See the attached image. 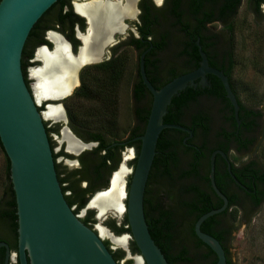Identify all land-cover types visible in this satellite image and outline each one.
<instances>
[{
	"label": "flooded vegetation",
	"instance_id": "af4514ba",
	"mask_svg": "<svg viewBox=\"0 0 264 264\" xmlns=\"http://www.w3.org/2000/svg\"><path fill=\"white\" fill-rule=\"evenodd\" d=\"M88 1L65 0L64 5L57 6L51 21L45 24L40 34L34 38L32 52L25 62L26 77L24 78L29 87L32 88L33 81L30 67L34 68L42 64L41 59H39L40 61L37 59L38 50H54L56 45L55 38L59 44L65 47L66 53L72 57L79 56L81 51H83L84 47L78 54L79 48L83 44L82 38L88 36L86 35L88 28L86 18L88 19V17L77 10L76 4ZM103 1L114 2L116 6L118 4L122 6L126 0ZM242 5H245L252 15L264 16V0H133V15L117 18L116 23L109 30L107 39L100 46L102 59L97 63H112L114 65V74L117 76L127 75L135 78L131 91L135 104L140 107L135 105L134 108V126L124 138L108 140L102 132L93 130L80 131L72 127L63 106L66 122L63 119L57 120L53 118H46L48 122L44 121L61 189L68 204L81 218L96 219L98 211L96 210V212L92 209L91 205L92 208L89 207L88 201L95 192L104 190L111 185L114 174L122 165H125L129 170L124 181V190L127 194L132 175L131 170L133 171L134 169L137 158L136 151L140 143L136 137L143 133L144 121L141 119V115L152 101V95L141 78V55L144 54L143 66L146 77L150 82L152 81L156 85L161 86L170 77L189 72L199 66L201 57L196 43L198 41L207 56L209 65L222 70L228 76L230 82V76L227 71L230 72L233 64V20ZM235 6H237L236 13L234 11ZM59 12L69 13L64 17H60ZM130 51L134 55V67L126 68V72L123 73L125 65H127L126 54ZM89 64L92 63H87V65ZM207 78V85L197 84L193 87L196 93L195 100L190 103V107L184 110V114L180 116L179 123H177L191 129L192 135L189 137L187 131H182L183 134L176 137L182 139L181 144L184 147L190 148H198L203 143L196 141L198 137L201 140L203 139L202 137H205L206 141H210L213 138L212 145H209V147L212 151L221 149L227 157L225 159L220 154H216L214 160L215 162L216 160L218 161V170L224 171L225 169L228 173V177H224L222 184L228 193L236 195L238 204L243 201L244 203L241 204L248 205L250 212L264 202V184L258 183L254 185L255 189L251 191L246 184L248 178L244 175V167L255 163L250 166L260 168V173H264V167L259 165L255 159L244 160L236 164L231 160L230 152L246 154L251 150L256 141L255 131L261 112L254 107L245 105L234 89H232L239 104L238 117L240 112L244 118L243 122L240 118L238 122L234 116L233 106L226 97L221 80L213 74H207ZM209 78L221 84L220 94L215 92L212 80ZM79 84L80 79L75 88ZM42 102L45 109V103L44 101ZM61 102L62 100L59 103ZM141 102H145V104L142 105ZM207 103L216 105L215 113L220 121L219 127L214 132L211 129L214 114L205 107ZM243 105L247 110L242 109ZM250 109L254 112H259V115L253 117L252 113L248 112ZM196 116L198 119L204 118V123L210 129L208 134L203 133L202 128L194 125V117ZM234 120L236 121L235 125ZM248 122L251 123L247 124ZM65 126L70 129L68 132L81 145L78 151L68 150L66 140L62 139V131L64 128L67 129ZM224 148H227V150L225 151ZM227 161L230 163V169L231 167L238 168L235 172H232L231 169L236 180L228 172ZM154 179V175L149 172L145 188V198L148 199L149 205L154 201L152 190L150 189ZM251 192H254L257 197H263V200L258 205L251 198ZM126 197L127 195L120 201L124 207L126 205ZM241 208L240 215L247 213L245 207L244 209L243 207ZM116 213L118 214V212ZM124 215L125 209L119 217L110 211L107 212L105 217H110L112 219L110 223L114 222L118 226L122 221L119 219H123ZM211 226L215 227L214 224ZM113 232L115 233V231ZM3 241L8 244L10 253L15 251L10 244V238L0 236V242ZM12 243H14L13 240ZM109 247L112 249L110 242ZM128 247L132 254H136L131 251L130 243ZM123 251L126 256L125 250ZM5 256L6 248L2 245L0 246V264H4ZM121 258L118 259L119 264ZM16 263L17 258L15 261L13 258L8 261V264Z\"/></svg>",
	"mask_w": 264,
	"mask_h": 264
},
{
	"label": "water",
	"instance_id": "95a60500",
	"mask_svg": "<svg viewBox=\"0 0 264 264\" xmlns=\"http://www.w3.org/2000/svg\"><path fill=\"white\" fill-rule=\"evenodd\" d=\"M56 1L0 0V142L10 164L9 177L15 196L17 216L16 251L10 253L8 244L0 242V246L6 248L4 264H8L9 259L14 257L19 264H119L106 246L105 238L96 228L85 224L66 201L56 174L44 124L45 118L23 74L21 57L27 36L37 20ZM86 21L89 28L87 18ZM88 28L86 35L89 33ZM82 43L78 54L85 45L83 38ZM196 43L201 57L199 66L173 77L159 88L146 77L143 66L144 54L141 55V78L152 95V101L144 131L136 137L140 141V147L126 194L125 214L130 233L115 234L106 228L113 236L127 234L135 242L138 254L130 252L129 239L125 247H121L126 252V258L133 262V257L138 255L142 258L143 264H168L149 232L144 212V194L161 131L172 128L187 131L189 137L192 135V130L184 125L164 122L163 118L168 112L172 98L188 86L207 85V74H213L221 80L226 97L233 106L234 116L239 122V104L228 76L222 70L209 65L201 45L198 41ZM100 48L98 60L93 63L102 59ZM82 67L79 66L77 71L78 83ZM65 97L47 98L44 100V106L62 107L59 102ZM63 121L66 122L65 116ZM65 127L70 131L67 126ZM216 154L227 158L221 149L211 152L208 178L211 189L222 200V204L200 215L193 229L195 235L216 255L215 264H226L225 249L221 242L200 228L205 219L224 211L228 206L226 195L217 187L214 179ZM227 164L229 174L236 180L229 161ZM97 192L90 197L89 207ZM92 209L96 211L95 208ZM96 219H99L97 213ZM107 239L114 247H120L113 244L110 238Z\"/></svg>",
	"mask_w": 264,
	"mask_h": 264
},
{
	"label": "trees",
	"instance_id": "16d2710c",
	"mask_svg": "<svg viewBox=\"0 0 264 264\" xmlns=\"http://www.w3.org/2000/svg\"><path fill=\"white\" fill-rule=\"evenodd\" d=\"M65 0H57L52 6L46 10L43 15L37 20V22L33 25L30 30L27 39L25 41L22 57H21V65L23 69L24 77H26L25 70V62L28 56L32 52L34 38L37 37L44 25L51 21L52 15L55 13L58 5H64ZM70 7V5H69ZM235 6V13H236ZM69 12L61 13L59 12L60 17H64ZM94 69V70H91ZM229 69V68H228ZM102 71L103 78L105 81L103 83H99V77L96 72ZM100 73V72H99ZM230 76V72L227 71ZM173 77L168 79L171 80ZM230 78V77H229ZM80 84L77 88L78 95L82 97L91 96L93 93H101L103 89L106 90L105 86L109 84L111 86V90L117 84L119 76L114 74V65L111 63H97V64H89L81 68L79 72ZM212 80V84L215 88V92L220 94L221 92V84ZM166 81V82H168ZM152 82V81H151ZM230 86L232 89L231 80ZM103 84V85H101ZM152 84L159 88L160 86L156 85L154 82ZM165 84V83H164ZM105 85V86H104ZM162 86V85H161ZM235 91V90H234ZM195 91L193 87H186L184 90L180 91L179 94L175 95L171 103L168 106V112L164 116L163 120L167 123H179L180 116L184 114V110L187 107H190V103L195 100ZM151 102L148 107L144 109V113L141 115V119L144 121V127L142 128V132L144 131L145 124L147 121V117L149 114ZM242 109H246L243 105ZM247 110V109H246ZM250 114L252 113L253 117L259 115V112H254L251 109L248 111ZM233 118V117H232ZM239 118H244L239 112ZM70 119V115H69ZM234 119V118H233ZM204 118L194 117V125L196 127H200L203 129V133L208 134L210 130L208 125L204 123ZM236 121L234 120V125ZM248 122L247 124H250ZM92 130V129H91ZM90 130V131H91ZM89 131V130H88ZM96 132H100L99 130H93ZM183 134L181 130L166 128L161 131L157 144H156V153L152 162V166L150 169V173L154 175L157 182L160 184L164 183L163 193L159 199L152 201L149 205V201L145 198L144 194V212L145 219L148 224V229L151 234V237L155 241V243L159 246L162 253L164 254L168 264H182L184 262H192L194 257L190 256V249L188 243L186 241L192 239L193 245L195 248H203L204 251L201 252L200 257L207 259L212 257L210 264H215L216 255L214 252L205 245L194 233V223L196 219L202 215L203 213L209 211L212 208H217L222 204V200L213 192L211 189L208 172H209V158L212 149L207 144L205 137L197 138L203 142L198 148H190L184 147L181 138H177L178 135ZM177 136V137H176ZM108 139V138H107ZM114 140V139H108ZM139 146L137 147L136 157L139 152ZM0 147L4 152V149L0 142ZM183 147V149H182ZM204 150V151H203ZM226 151L227 148H224ZM5 154V152H4ZM180 154L186 155L187 162L186 164H182L183 160L180 157ZM6 156V154H5ZM7 161V200H6V208L0 211V221H3L4 224L9 231L11 242L10 244L14 247L15 251L17 249V216H16V205H15V196L12 188V184L9 177V160L6 156ZM217 160L215 162V170H214V179L217 187L227 196L228 198V206L227 208L215 215H212L205 219L200 228L202 231H205L213 236H215L222 244L225 249V254L227 258L226 264H231V260L229 258L228 245L232 233V225L227 226L223 219L227 215H230L229 210L231 208L235 209V217L237 211H242L244 209V205L241 202L236 201L237 197L235 194H230L225 189L222 184L224 177H228L227 171H220L217 168ZM255 163H251L248 166L244 167L245 177L248 178V182L246 183L248 188L253 191L254 185L258 183L264 184V173H260V168H254L250 165ZM232 172L238 170V168L231 167ZM253 179V181H252ZM179 184L177 189L176 197L173 195L170 190L173 189V185ZM163 186V184H162ZM253 201H255L256 205H258L263 197H257L254 192L250 194ZM164 200H170L171 205L165 203ZM244 203V202H243ZM71 206V205H70ZM241 206V207H240ZM75 212V211H74ZM76 213V212H75ZM232 215V217H234ZM252 215V211H250V216L248 213L242 214L239 216L241 221L248 222ZM82 221L91 227V223L93 219L89 220V218H81ZM223 226L221 227V225ZM212 224L215 227L211 226ZM219 224V225H218ZM111 228L115 231L116 234L120 233H130L129 224L127 221L126 214L121 221V224L118 226L113 222L111 224ZM0 236H2L0 234ZM4 237V236H2ZM12 240L14 243H12ZM106 246L111 251L113 257L118 262V259L121 258L124 254V251L121 249L112 250L109 247V242L107 240L104 241ZM130 249L133 253H139V250L133 240L130 242ZM119 263V262H118ZM18 260H17V263Z\"/></svg>",
	"mask_w": 264,
	"mask_h": 264
},
{
	"label": "rangeland",
	"instance_id": "374dc122",
	"mask_svg": "<svg viewBox=\"0 0 264 264\" xmlns=\"http://www.w3.org/2000/svg\"><path fill=\"white\" fill-rule=\"evenodd\" d=\"M232 45L233 64L230 68L232 87L245 105L260 110L261 117L255 131L256 141L251 150L246 154L231 151L230 158L236 164L244 160L255 159L259 165L264 167V16L252 15L245 5L239 7L233 20ZM126 55L127 65H125L123 73L126 72V68L134 67L135 63L132 51ZM96 73L99 77V83H103L105 81L103 72L98 71ZM134 80L135 78L132 76L119 75L117 84L112 90L111 86L107 84V86L104 85L106 90L102 88L103 92L93 93L88 97L78 95L76 91L78 87H76L61 102L68 117L70 115L72 127L80 131L99 130L108 139L120 140L124 138L135 124L133 112L137 104H135V99L133 100L131 91ZM141 104L144 105L145 102H141ZM38 106L41 111H44L43 102L38 104ZM137 106L140 107L139 105ZM215 106L213 103L205 104V107L214 114L212 132L220 125L219 117L215 113ZM44 121L48 122V119H44ZM212 139L208 141V145H212ZM196 141H199V139ZM180 157L183 160L182 164L185 165L187 162L186 155L180 154ZM129 169L131 170L130 167ZM162 184L154 179L150 186L154 201L162 196L163 187L165 186L164 183ZM7 185V161L0 147V211L7 206ZM178 187L179 184L177 183L173 185L172 190L169 188V191L175 197ZM164 201L171 205L170 200ZM243 205L248 213V205ZM229 213L230 215L224 217L223 222L227 226L232 225L233 227L231 237L227 242L231 264H264V202L252 211L248 222L240 220V211L236 212L235 217L234 208H231ZM111 220L110 217L93 219L91 227L96 228L97 224H100L112 231ZM119 220L121 221L122 219ZM2 222L0 221V234L10 238L9 231ZM105 240L108 239L105 237ZM131 240L130 237L129 243ZM186 242L190 249V256L194 257L196 254L197 256L194 257L192 262H184L182 264H210L212 257L207 259L200 257L201 252L204 251L203 248H195L192 239ZM111 247L114 251L122 249L113 245ZM135 253L138 254L137 252ZM123 255L125 256V253ZM124 256L121 258L120 264L133 263L131 259H125L126 256ZM15 259L14 257L13 260L15 261Z\"/></svg>",
	"mask_w": 264,
	"mask_h": 264
},
{
	"label": "bare ground",
	"instance_id": "6f19581e",
	"mask_svg": "<svg viewBox=\"0 0 264 264\" xmlns=\"http://www.w3.org/2000/svg\"><path fill=\"white\" fill-rule=\"evenodd\" d=\"M132 3L133 0H126L124 5L116 6V3L110 1L89 0L76 4L77 10L84 13L89 21L88 36L83 38L84 49L79 56L72 57L66 53L65 47L59 44L55 38L54 50H38L37 58L41 59L42 64L30 70L33 79L31 90L37 104L47 98L67 96L73 92L78 84L79 66L98 60L99 48L107 39L109 30L116 23L117 18L133 15ZM44 110L42 116L45 119H64V111L60 105H49ZM62 139L66 140L68 150L78 151L81 147L65 128L62 131ZM128 171L127 167L122 165L114 174L109 188L100 190L93 196L90 205L98 211L99 219H102L109 211L114 212L118 217L124 212L125 207L120 201L126 195L124 181ZM96 229L103 238H110L113 244L120 247H125L129 239L127 234L113 236L106 227L100 224H97ZM133 258V264H143L140 256L135 255Z\"/></svg>",
	"mask_w": 264,
	"mask_h": 264
}]
</instances>
